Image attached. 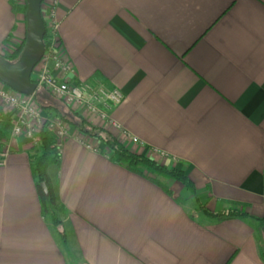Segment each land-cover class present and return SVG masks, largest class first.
I'll return each instance as SVG.
<instances>
[{
	"label": "crops",
	"instance_id": "obj_1",
	"mask_svg": "<svg viewBox=\"0 0 264 264\" xmlns=\"http://www.w3.org/2000/svg\"><path fill=\"white\" fill-rule=\"evenodd\" d=\"M23 2L0 0L3 55L26 38ZM55 10L74 79L125 96L116 126L84 119L184 170L211 211L237 204L264 218V0H57ZM43 102L48 118L67 107ZM10 118L0 100V127ZM11 132L0 147V264H264V224L206 217L183 186L167 191L113 162L76 127L48 168L64 208L55 226L42 211L33 148Z\"/></svg>",
	"mask_w": 264,
	"mask_h": 264
},
{
	"label": "built area",
	"instance_id": "obj_2",
	"mask_svg": "<svg viewBox=\"0 0 264 264\" xmlns=\"http://www.w3.org/2000/svg\"><path fill=\"white\" fill-rule=\"evenodd\" d=\"M56 3L57 0L47 2L44 14L42 13L47 39L45 53L35 69L36 84L39 89L46 91L69 109L78 112L83 118L94 116L103 124L116 126L111 117L112 112L116 106L123 102L125 96L118 88L74 79V68L67 57L63 55L62 43L58 36ZM0 100L11 112L12 137L26 138L33 148L39 147L38 130L42 128L43 121L51 120L52 124H58L60 129L57 134L61 136V139L57 135L60 140L56 146H59L58 152L60 153L62 142L67 138L69 130L65 129L57 117L44 116L43 111L36 103L35 96L21 95L6 87L0 89ZM134 141L137 140L134 139ZM1 155L5 157L7 152H2Z\"/></svg>",
	"mask_w": 264,
	"mask_h": 264
},
{
	"label": "trees",
	"instance_id": "obj_3",
	"mask_svg": "<svg viewBox=\"0 0 264 264\" xmlns=\"http://www.w3.org/2000/svg\"><path fill=\"white\" fill-rule=\"evenodd\" d=\"M27 0H24L23 4L16 7L24 18L27 10ZM47 34L45 35V41ZM26 38L22 42L20 48L11 56H6L0 53V56L5 57L10 62H14L20 56ZM32 81L36 82L35 75H32ZM42 90V89H40ZM44 91V90H42ZM43 110H51L52 107L40 100ZM59 104H63L59 101ZM64 105V104H63ZM66 107V106H65ZM55 109L56 117L62 119L64 122L78 129L79 132L86 136L96 140L100 144L105 145L108 149V154L111 160L119 165L125 166L128 170L133 171L141 176L148 177L153 183L162 188L167 189V183L176 182L183 186L190 194L196 198V204L199 211L210 219H236V218H254L260 223L264 224V218H255L247 212L246 207L232 204L229 209L221 210L218 212L211 211L207 206H204L199 196L194 182L186 175L184 170L171 168L163 164L158 163L154 158L129 150L123 143H121L117 137L105 128H100L92 125L86 119H84L78 112H75L68 107L64 110L59 108ZM51 112V111H50ZM12 122L8 121L0 127V147L4 146L8 140V134L12 129ZM58 147L55 145V139L52 138L48 131L47 124L40 132V144L39 147L34 149L32 157V169L33 174L37 182V189L40 196L42 205V211L45 215H51L52 221L55 226L61 227L62 223L58 217V214L64 209L58 202L54 187L48 176V168L52 165H58L60 162V153L57 151ZM42 184H46L48 188V194L46 195L42 189ZM179 202H184V198L179 196L177 198ZM61 237L65 240L66 235L64 231H60Z\"/></svg>",
	"mask_w": 264,
	"mask_h": 264
},
{
	"label": "water",
	"instance_id": "obj_4",
	"mask_svg": "<svg viewBox=\"0 0 264 264\" xmlns=\"http://www.w3.org/2000/svg\"><path fill=\"white\" fill-rule=\"evenodd\" d=\"M45 0H27L26 41L24 48L14 62L0 56V82L11 90L25 96H35L39 100H50L43 93L32 75L45 53L46 27L42 17V4ZM44 193L48 194L46 184H42Z\"/></svg>",
	"mask_w": 264,
	"mask_h": 264
},
{
	"label": "rangeland",
	"instance_id": "obj_5",
	"mask_svg": "<svg viewBox=\"0 0 264 264\" xmlns=\"http://www.w3.org/2000/svg\"><path fill=\"white\" fill-rule=\"evenodd\" d=\"M37 69V68H36ZM34 75H35V71H34ZM42 91V90H41ZM46 92V91H45ZM47 93V92H46ZM48 94V93H47ZM49 95V94H48ZM49 96H51V95H49ZM52 97V96H51ZM54 98V97H53ZM55 100H57V101H59L58 99H56V98H54ZM35 100H36V103H37V105L39 106V108H40V110H42V111H44L43 110V108H42V104H41V102H40V100L38 99V98H36L35 97ZM51 118H52V116H51ZM58 118V117H57ZM59 120H61V123L63 124V126L65 127V129L67 128V130H69V134H68V136L70 135V129H71V127H74V126H71V125H69L68 123H66V122H64L62 119H60V118H58ZM47 124V127H48V131H49V133H50V135L52 136V138H54L55 139V145H56V143L58 144V140H60L61 139V136H59L58 134H57V132H58V130L60 129V127H58V124H56V123H54V124H52L51 123V120L49 121H43L42 122V128L41 129H39L38 130V134H39V136H40V132H41V130L44 128V126ZM61 127H62V125H61ZM51 129V130H50ZM62 130V129H61ZM78 130V129H77ZM60 132V131H59ZM83 134V133H82ZM60 137V139H59V137ZM83 135H85V134H83ZM67 136V137H68ZM59 147V146H58ZM33 148V147H32ZM34 149H36V148H33V152H34ZM58 151V150H57ZM189 193H186V197H189V195H188ZM199 210V209H198ZM59 215V214H58ZM51 216V215H50Z\"/></svg>",
	"mask_w": 264,
	"mask_h": 264
}]
</instances>
